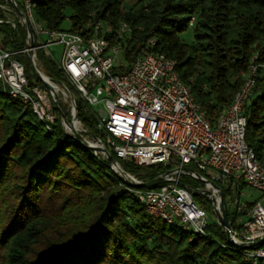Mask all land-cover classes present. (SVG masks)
<instances>
[{
    "label": "trees",
    "instance_id": "obj_1",
    "mask_svg": "<svg viewBox=\"0 0 264 264\" xmlns=\"http://www.w3.org/2000/svg\"><path fill=\"white\" fill-rule=\"evenodd\" d=\"M124 2L37 0L32 11L45 27L60 29L70 10L66 30L81 35L91 33L85 31L89 20L103 21L111 35L127 23V66L146 50L174 60L179 79L212 124L240 89L251 60L264 64V0H136L127 9ZM191 17L194 41L185 44L178 34ZM6 36L5 43L21 44L25 29L18 26ZM150 38L154 44L147 48ZM44 68L64 80L47 57ZM263 109L264 67L246 108L244 135L264 168ZM76 116L96 133L94 114L79 98ZM120 163L142 181L161 169ZM217 184L224 198L247 186ZM144 188L124 183L85 146L57 128L47 132L29 109L0 93V264H246L242 247L231 244L221 226L208 225L203 237L148 214L134 196Z\"/></svg>",
    "mask_w": 264,
    "mask_h": 264
},
{
    "label": "built area",
    "instance_id": "obj_2",
    "mask_svg": "<svg viewBox=\"0 0 264 264\" xmlns=\"http://www.w3.org/2000/svg\"><path fill=\"white\" fill-rule=\"evenodd\" d=\"M36 1L0 0V93L17 100L23 110L29 109L47 132L54 133L57 128L64 138L93 147L85 146L91 157L105 161L130 186L143 181L120 162L159 165L156 177L163 182L155 188L134 190L136 200L148 214L205 237L210 224L224 230L217 216L224 210L231 239L244 245L246 264H264V168L244 138L246 108L264 64L251 60L240 89L212 124L193 99L189 86L179 79L174 60L152 50L126 67L117 58L123 54L131 32L127 23L121 22L113 35L103 21L93 20L85 24V31L91 30L89 35L49 29L33 15ZM193 23L191 17L189 25ZM18 26L25 29L22 43H5L6 35H12ZM53 44L61 45L60 57L48 51L47 58L64 80L46 73L45 57L39 54ZM153 44L150 38L147 48ZM117 67L125 71L115 73ZM77 98L91 108L95 134L77 118ZM261 115L264 118V109ZM73 132L80 135V141ZM105 150L113 161L108 160ZM183 179L193 183H184ZM217 182L224 188L245 183L259 192V199L251 205L242 203V190L233 198H224ZM196 197L202 201L197 203ZM204 201L210 205L213 222L206 219Z\"/></svg>",
    "mask_w": 264,
    "mask_h": 264
},
{
    "label": "rangeland",
    "instance_id": "obj_3",
    "mask_svg": "<svg viewBox=\"0 0 264 264\" xmlns=\"http://www.w3.org/2000/svg\"><path fill=\"white\" fill-rule=\"evenodd\" d=\"M17 1H21V0H17ZM134 2V0H128V1H125L123 6L127 9L132 3ZM71 12L70 10H66L65 12V19L61 22L60 24V29H67L69 28V25H70V19H69V16H70ZM178 37L180 39L181 42L185 43V44H192L193 43V26L191 25H188V27L180 32L178 34ZM61 45L60 44H53V45H50L48 46L46 49L44 50H41L39 51V54H43L44 57H47V54H48V51H50L51 53H54V56L58 59L60 56V52H61ZM117 58L121 59L122 62H124L125 64V67H126V62L124 60V57H123V54H119L117 56ZM95 108V107H93ZM208 172H210L209 169H207ZM133 177L137 178V179H140L141 178L139 176H137L136 174H133L131 172H129ZM116 174V173H115ZM117 175V174H116ZM117 177H119L117 175ZM120 178V177H119ZM237 184H232V186L235 188ZM240 191V190H239ZM260 196L259 192L253 188H250L248 186H246L245 188L242 189V192H241V195H240V201L243 203V202H247V203H250L252 202L253 200L257 199L258 197ZM199 200H202V198L200 197L198 199V197H196V201L197 203H199ZM203 205L206 206V207H209L208 209H206V219L208 222H213V216L212 214L210 213V205L209 203H207L206 201L203 202Z\"/></svg>",
    "mask_w": 264,
    "mask_h": 264
},
{
    "label": "water",
    "instance_id": "obj_4",
    "mask_svg": "<svg viewBox=\"0 0 264 264\" xmlns=\"http://www.w3.org/2000/svg\"><path fill=\"white\" fill-rule=\"evenodd\" d=\"M18 14L21 15V13L19 11H18ZM26 29H27V31L29 33H31V27H30V24L28 22H26ZM73 133H74V136H75L76 140L80 141V139H81L80 135L77 132H73ZM83 145L86 146L84 143H83ZM86 147L88 149H93V147H91V146H86ZM105 152H106L108 160L109 161H113L114 157L110 153H108L106 150H105ZM162 182H163V179L161 177H156V178H154L152 180L143 181V182L137 184L136 186H142V187H145V188H151V187H156L157 185L161 184ZM228 213L229 214L232 213V206H230ZM217 216H218V219H219L221 225L224 227V232H225L227 240L231 244H233V245H235L237 247H243L244 245L242 243H237V242H235V241H233L231 239V236H230V233H229L230 222L228 220L227 213L224 210H222V215H219L217 213ZM256 244H257V242L253 243V245H256Z\"/></svg>",
    "mask_w": 264,
    "mask_h": 264
},
{
    "label": "bare ground",
    "instance_id": "obj_5",
    "mask_svg": "<svg viewBox=\"0 0 264 264\" xmlns=\"http://www.w3.org/2000/svg\"><path fill=\"white\" fill-rule=\"evenodd\" d=\"M115 171L119 173V171L117 169H115Z\"/></svg>",
    "mask_w": 264,
    "mask_h": 264
},
{
    "label": "crops",
    "instance_id": "obj_6",
    "mask_svg": "<svg viewBox=\"0 0 264 264\" xmlns=\"http://www.w3.org/2000/svg\"><path fill=\"white\" fill-rule=\"evenodd\" d=\"M125 1H128V0H125ZM135 1H136V0H134V2H135ZM134 2H133V3H134ZM133 3H132V4H133Z\"/></svg>",
    "mask_w": 264,
    "mask_h": 264
}]
</instances>
